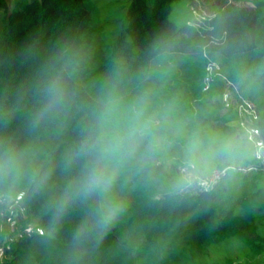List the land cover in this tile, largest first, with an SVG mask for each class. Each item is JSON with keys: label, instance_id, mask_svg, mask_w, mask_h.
<instances>
[{"label": "trees", "instance_id": "1", "mask_svg": "<svg viewBox=\"0 0 264 264\" xmlns=\"http://www.w3.org/2000/svg\"><path fill=\"white\" fill-rule=\"evenodd\" d=\"M213 1L197 18L192 0H0V151L21 152L29 169L57 162L78 139L91 102L111 92L147 96L191 130L227 131L236 108L215 100L228 80L237 102L257 110L264 129V0ZM209 61L218 69L207 90ZM56 78L72 93L56 115L42 90ZM171 156L179 158V143ZM219 173V172H218ZM163 165L121 177L111 194L114 219L100 228L82 206L55 216V177L2 196L22 199L32 232L4 244L2 264H264V169L237 164L207 191L161 195ZM5 231H2V233Z\"/></svg>", "mask_w": 264, "mask_h": 264}, {"label": "clouds", "instance_id": "2", "mask_svg": "<svg viewBox=\"0 0 264 264\" xmlns=\"http://www.w3.org/2000/svg\"><path fill=\"white\" fill-rule=\"evenodd\" d=\"M42 95L44 111L53 116L71 103L69 85L61 78L53 79ZM91 104L78 139L57 162L46 157V166L29 169L21 152L0 151V190L14 194L31 187L39 195L58 177L61 185L49 210L60 216L82 206L104 228L114 219L110 197L121 177L163 165L172 179L161 195L188 196L211 188L218 172L264 160V129L251 123L227 131L191 130L179 125L170 109L153 107L147 96L126 101L116 92ZM178 143L176 158L170 153Z\"/></svg>", "mask_w": 264, "mask_h": 264}, {"label": "rangeland", "instance_id": "3", "mask_svg": "<svg viewBox=\"0 0 264 264\" xmlns=\"http://www.w3.org/2000/svg\"><path fill=\"white\" fill-rule=\"evenodd\" d=\"M213 1L218 0H192V7L196 10L197 14L206 17L211 15L209 5ZM227 1L242 6L250 5L249 0ZM215 100L227 108L231 107L235 109L238 104L233 86L226 82L222 86L220 95ZM22 204V199L19 195L14 197L0 195V247H4V244L11 242L12 239L20 238L23 233L32 232L31 227L34 228L33 224H28L27 227L21 229L20 223L27 217L25 207ZM2 231L5 232L2 233ZM4 259L5 255H3L2 262Z\"/></svg>", "mask_w": 264, "mask_h": 264}, {"label": "built area", "instance_id": "4", "mask_svg": "<svg viewBox=\"0 0 264 264\" xmlns=\"http://www.w3.org/2000/svg\"><path fill=\"white\" fill-rule=\"evenodd\" d=\"M191 9L193 10V13L195 14L197 18H201V15L197 14L196 10L193 7H191ZM206 17L210 18V15ZM215 69H218L217 65L214 62L209 61V63L206 66V75L203 79V90L204 91L208 89L209 85L211 84L213 80V77H215V75H220L219 73H215ZM226 83L232 85V83L228 80L226 81ZM235 93H236V90H235ZM236 111L238 114V122H237L238 125L248 124V123L253 124V121L257 118L256 106L253 102H251L248 99H241L240 102H238L236 106ZM260 161L264 169V160H260ZM218 177H219V173H217L214 176L213 178L214 181H216ZM3 255H4V247H0V264L3 258Z\"/></svg>", "mask_w": 264, "mask_h": 264}]
</instances>
